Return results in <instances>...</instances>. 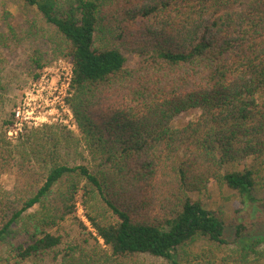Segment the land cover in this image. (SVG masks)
<instances>
[{
	"label": "trees",
	"instance_id": "trees-1",
	"mask_svg": "<svg viewBox=\"0 0 264 264\" xmlns=\"http://www.w3.org/2000/svg\"><path fill=\"white\" fill-rule=\"evenodd\" d=\"M19 1L22 21L0 13V59L32 45V81L68 61L79 136L52 125L10 141L2 122L0 264H264L253 228L239 221L230 244L191 196L217 183L260 215L254 172L225 168L264 158V0ZM8 91L0 76V113ZM77 203L93 234L64 241Z\"/></svg>",
	"mask_w": 264,
	"mask_h": 264
},
{
	"label": "rangeland",
	"instance_id": "rangeland-1",
	"mask_svg": "<svg viewBox=\"0 0 264 264\" xmlns=\"http://www.w3.org/2000/svg\"><path fill=\"white\" fill-rule=\"evenodd\" d=\"M19 0H0V13L2 10L6 9L14 17L15 21H22V18L17 14V10L21 12V7L19 6ZM5 31L3 27L0 26V32ZM38 51L45 50L47 47L44 43H37ZM32 45L26 44L23 48H15L11 46L10 50L1 49L0 59V76L2 77V82L9 85L8 98H11L15 104L9 108H5L4 113H0V127L2 122L5 120L10 121V124L6 127L5 134L9 129L10 125L13 123V111L22 104L25 97L30 105V110L33 111V116L39 118L36 125L29 124L23 125L21 131L11 137L10 141H15L18 137L25 132L26 129H36L43 126L57 125L65 128L67 131L72 132L75 136H79L77 133V126L74 121V115L71 108L68 105V100L72 96V91L68 90L62 92V95H58L54 92V87H59L58 77L56 70L58 69V61H66L64 59H54L49 65L44 67L40 73L44 70L49 74V82L39 84V77L34 81L31 80V76L26 71V63L32 54ZM47 50V49H46ZM49 55V54H48ZM129 56L130 62L128 65L129 69L135 68L140 60L134 55L127 54ZM47 57V55H46ZM68 62V61H66ZM66 67V66H65ZM62 68V66H60ZM62 81V78H60ZM35 84V87L33 85ZM34 89V91H32ZM48 93V95H47ZM26 95V96H25ZM63 100L65 112L58 110L59 101ZM64 96V97H63ZM63 97V98H62ZM44 109H41L38 115H34V109H31L35 100H39ZM29 108L24 107L23 114L29 110ZM197 117L196 113L192 114H182L175 118L172 122L173 127H181L190 121H194ZM46 118L45 123H39L41 120ZM74 126L73 128L70 126ZM1 131V129H0ZM7 137V135H6ZM227 171H239L242 169H251L254 172L255 187L253 191V197L256 200V207L260 212V215L255 213H250L247 209L243 208L240 204V198L237 193L231 191L224 185H219L217 183H210L207 189L199 194H191L194 199H199L202 203L212 211L222 220L224 225V239L230 244L234 242L235 238V228L239 221L246 224L250 229L253 228L254 241H259V249L264 250V158L260 159H247L237 164L228 165L225 168ZM0 186L3 191L10 190L13 186L12 179L10 177H2L0 181ZM240 209L241 213L237 214ZM244 214V215H242ZM239 215V217H238ZM243 216V218H240ZM80 224L85 226L87 231L90 233L93 231L90 227L89 222L85 217V212L82 205L76 204V213L74 217L68 218L60 226V234L63 236L64 241H71L77 238H81ZM94 236V235H93ZM207 246L204 243H196L190 248L192 255L200 254L202 251L206 250ZM223 253L220 251V256ZM264 256V255H263ZM4 254L0 250V258H3ZM264 262V259L261 260ZM145 262H155L153 259H147ZM25 264V263H24ZM49 264V263H48Z\"/></svg>",
	"mask_w": 264,
	"mask_h": 264
},
{
	"label": "built area",
	"instance_id": "built-area-1",
	"mask_svg": "<svg viewBox=\"0 0 264 264\" xmlns=\"http://www.w3.org/2000/svg\"><path fill=\"white\" fill-rule=\"evenodd\" d=\"M57 63H58V69L56 70V73L58 74L57 77H58V83H60V86L58 88L54 87L53 90L54 92H57L58 95H62V92L64 91V89L66 91L70 88L71 64L69 62L62 61V60H59ZM60 66H62V68H60ZM60 78H62V81H60ZM49 79H50L49 74L46 72V70H44L39 77V84L48 83ZM33 87H35V84L33 85ZM32 91H34V89H32ZM27 101L28 100L25 97L22 104L13 111V123L10 125L6 133L8 139L13 137L12 133H14V135L17 134L16 132L19 133L23 125H29V124L36 125V123H38L37 121H39V118L33 116V111L30 110L29 108L31 104H29ZM32 106L33 107L31 109H34V112H36L34 113L35 116L41 112L40 111L41 109H44L41 105L40 99L35 100ZM24 107L29 108L30 112L27 110L25 114H23L22 112L24 110ZM65 108L67 107L64 105L63 100L61 99V96H60L58 110L65 112L64 110ZM45 122H46V118H44V120H41L39 123H45ZM70 127L73 128L74 126L72 125Z\"/></svg>",
	"mask_w": 264,
	"mask_h": 264
}]
</instances>
